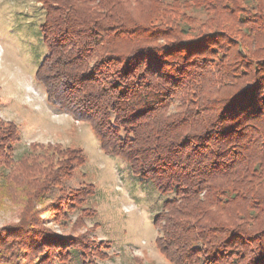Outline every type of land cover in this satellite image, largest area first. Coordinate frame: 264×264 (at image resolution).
I'll return each mask as SVG.
<instances>
[{
  "label": "trees",
  "instance_id": "1",
  "mask_svg": "<svg viewBox=\"0 0 264 264\" xmlns=\"http://www.w3.org/2000/svg\"><path fill=\"white\" fill-rule=\"evenodd\" d=\"M124 1L140 2L39 0L47 53L34 81L167 198L154 226L169 263L264 264V0H150L139 19L114 7ZM21 145L0 118V215H13L0 264L104 259L52 227L92 196L70 184L82 154Z\"/></svg>",
  "mask_w": 264,
  "mask_h": 264
},
{
  "label": "rangeland",
  "instance_id": "2",
  "mask_svg": "<svg viewBox=\"0 0 264 264\" xmlns=\"http://www.w3.org/2000/svg\"><path fill=\"white\" fill-rule=\"evenodd\" d=\"M160 1L181 6L184 0ZM149 4L150 0L124 1L114 7L139 19ZM40 6L39 0H0V118L13 122L20 132L22 145L17 153L36 143L75 149L85 159L70 184L78 193L85 186L92 188V196L73 209L66 229L53 225L54 231L83 236L100 246L105 258L93 259L95 264H171L157 247L161 233L154 226L167 198L148 180L134 175L124 160L105 154L86 122L51 107L34 81L47 53L38 30L44 19ZM12 218L5 210L0 226Z\"/></svg>",
  "mask_w": 264,
  "mask_h": 264
}]
</instances>
